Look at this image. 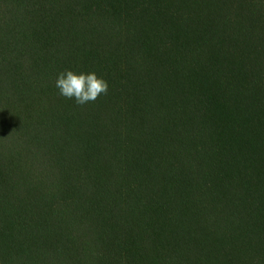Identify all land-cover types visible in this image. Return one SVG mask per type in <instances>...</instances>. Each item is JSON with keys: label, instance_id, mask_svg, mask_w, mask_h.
Here are the masks:
<instances>
[{"label": "trees", "instance_id": "16d2710c", "mask_svg": "<svg viewBox=\"0 0 264 264\" xmlns=\"http://www.w3.org/2000/svg\"><path fill=\"white\" fill-rule=\"evenodd\" d=\"M0 264H264V0H0Z\"/></svg>", "mask_w": 264, "mask_h": 264}, {"label": "clouds", "instance_id": "9594fccd", "mask_svg": "<svg viewBox=\"0 0 264 264\" xmlns=\"http://www.w3.org/2000/svg\"><path fill=\"white\" fill-rule=\"evenodd\" d=\"M55 86L60 95L74 99L80 106L95 102L101 94H107L108 90L107 82L98 78L94 72L76 74L70 70L58 74Z\"/></svg>", "mask_w": 264, "mask_h": 264}]
</instances>
